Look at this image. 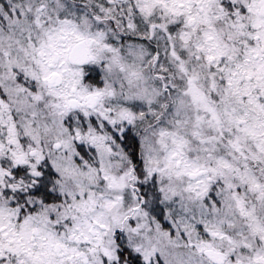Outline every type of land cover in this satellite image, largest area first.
<instances>
[{"label":"snow or ice","instance_id":"1","mask_svg":"<svg viewBox=\"0 0 264 264\" xmlns=\"http://www.w3.org/2000/svg\"><path fill=\"white\" fill-rule=\"evenodd\" d=\"M0 264H264V0H0Z\"/></svg>","mask_w":264,"mask_h":264}]
</instances>
